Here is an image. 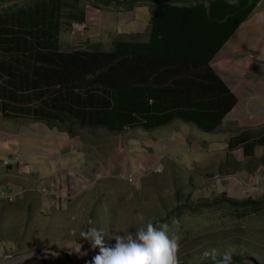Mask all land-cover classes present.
Segmentation results:
<instances>
[{
	"label": "rangeland",
	"instance_id": "374dc122",
	"mask_svg": "<svg viewBox=\"0 0 264 264\" xmlns=\"http://www.w3.org/2000/svg\"><path fill=\"white\" fill-rule=\"evenodd\" d=\"M101 1L111 3L104 10L100 0L96 1L103 10L101 30L77 35L69 28L61 38L62 52L92 51L95 47L108 52L119 36L127 39L140 35L139 40H148L151 10L137 4L130 10L125 4H117L129 0ZM257 13H264V1ZM220 77L227 86V82L236 84L240 79L232 75ZM236 113H230L220 129L210 135L182 121L151 133L82 130L81 172L85 179L78 199L73 201L74 208L62 215L52 211L51 206L50 210L44 209L40 201L53 200L43 193L47 189L52 194L58 187L56 178L48 183L51 175L68 172L70 177L71 169L56 162L50 173L48 167H39L34 155L22 149L28 146L47 152L44 138L28 139L24 135L30 126L35 127L34 122L0 119L4 138L0 147L10 149L0 153V174L4 173L1 178L11 180L18 189L7 183L1 187L3 192L20 193L16 204L0 202V264H24L29 259L51 264H92L99 249L83 240L81 231L96 227L105 233V244L114 245L113 237L135 232L148 221L168 224L169 236L179 238V264H213L210 257L203 256L212 249L217 250L218 258L231 252L244 264H264V147L256 148L253 158H245L242 148L230 151L227 145L238 132L264 125L259 126L254 118H237ZM61 129L72 136L70 125ZM9 140L14 146L6 145ZM228 159L233 164L240 163L239 171L232 173L225 168ZM20 166H29L30 173L20 174ZM127 174H132L135 184L128 183L124 178ZM59 180L64 182L62 177ZM253 200L259 203L257 208H233L227 204ZM77 212L84 214L81 219L85 222L79 224L78 220L79 225H72Z\"/></svg>",
	"mask_w": 264,
	"mask_h": 264
},
{
	"label": "trees",
	"instance_id": "16d2710c",
	"mask_svg": "<svg viewBox=\"0 0 264 264\" xmlns=\"http://www.w3.org/2000/svg\"><path fill=\"white\" fill-rule=\"evenodd\" d=\"M261 1L118 2L130 10L139 2L153 8L147 41L119 36L108 52L95 47L64 53L63 33L84 21L78 1L0 0V117L64 132L61 128L70 125L72 137L95 129L151 133L176 121L215 134L237 99L211 61ZM227 145L253 158L255 149L264 147V126L238 132ZM238 165L228 159L225 168L233 173ZM227 204L259 206L256 200ZM24 264L51 263L29 259ZM233 264L244 262L233 257Z\"/></svg>",
	"mask_w": 264,
	"mask_h": 264
},
{
	"label": "crops",
	"instance_id": "0c3cea01",
	"mask_svg": "<svg viewBox=\"0 0 264 264\" xmlns=\"http://www.w3.org/2000/svg\"><path fill=\"white\" fill-rule=\"evenodd\" d=\"M264 13H257L245 21L239 29L232 35L225 47L216 54L211 61L213 69L220 76H233L239 78V81L235 83H228V88L233 92L237 99V104L234 110L238 113L235 117L239 118L241 116L254 118L255 122L262 126L264 125ZM220 63L215 64V61ZM256 71L258 73H254ZM251 72L255 74H248ZM229 74V75H227ZM226 84V83H225ZM249 95V97H247ZM0 119H5L0 117ZM35 127L27 129L25 132V137L28 139H38L42 137L48 144L45 146L46 151L44 152L42 148L37 150H31L30 147H22L26 150L30 156L34 155L36 161L39 162V167L44 166L49 168L50 173L56 162L65 167L69 171L71 169L73 175L68 176L65 187L58 189L59 191V204L54 200L50 202L43 203V208L47 207L49 210L51 207L57 215H62L66 211L70 212L71 206H69V200L72 198H77L79 196V190L83 185L82 179H85V175L81 172V159L83 156V143L81 142V136L72 137L59 129H49L46 125L41 123H32ZM0 132V141L4 138ZM51 136L49 140L46 138ZM6 145L14 146L12 140H9ZM9 147H0V153L9 151ZM73 158V159H72ZM50 162V163H48ZM52 163V164H51ZM57 164V163H56ZM145 168H148L145 164ZM144 170V167H142ZM79 170L80 173H77ZM4 173L0 174V194L3 192L1 187L2 183L9 184V187H16L15 184L11 183V180L1 178ZM64 175V174H63ZM51 179L48 183H52L53 179L59 181L60 175H56L54 172L51 175ZM63 178V176H62ZM62 183V182H61ZM64 183V182H63ZM17 188V187H16ZM18 189V188H17ZM16 192V191H15ZM18 195L20 193L17 192ZM15 194V196H18ZM78 199V198H77ZM0 202L16 204V202L11 203L0 199ZM51 206V207H50ZM73 205L72 208H74ZM57 208V209H56ZM5 214V212H3ZM2 214V213H1ZM72 214V213H71ZM84 214L77 212L73 218L72 225H79L85 222V219H81ZM79 220V224L75 221ZM80 248V246H78ZM2 247L0 246V250ZM4 252V250H3Z\"/></svg>",
	"mask_w": 264,
	"mask_h": 264
},
{
	"label": "clouds",
	"instance_id": "9594fccd",
	"mask_svg": "<svg viewBox=\"0 0 264 264\" xmlns=\"http://www.w3.org/2000/svg\"><path fill=\"white\" fill-rule=\"evenodd\" d=\"M76 1H78L77 2L78 5H81L79 10L83 12L84 21L74 22L72 24L73 31H71V33L72 32H73L72 34L75 33L76 25H83V24L87 25L86 30L83 33L81 32L77 33V35H82L91 29L100 31L101 30V17H102L103 10L96 3L97 0H76ZM263 1L264 0H262L261 3ZM82 2L84 3V7L82 6ZM228 2L233 3L234 0H228ZM166 3L167 2H163V6ZM259 5L257 6V8L259 7ZM137 6L146 7L147 9L151 10L152 12L151 16L153 15V8L151 6H148L147 3L144 4V3L139 2ZM107 8L104 7V10H106ZM257 8L254 10L251 17L255 14ZM92 20H95V23L92 22ZM116 35L119 36L121 35V33H118ZM229 39L226 42H228ZM234 109L230 113H232ZM228 115L226 116V118L228 117ZM226 118L224 119V121L226 120ZM41 124H44V123H41ZM27 167L29 166H20L19 173L22 175H28L22 171V169L25 171ZM60 176L61 177L63 176L64 183H61L60 180L59 181L54 180V182L58 184V187L57 188L55 187V190L52 192V194H49V196H51L52 199L54 200V203H55V200L57 203L58 201H57V198H54L52 196L53 193L59 196L58 189H60L61 187H65V185H67L66 182L68 181L67 175L64 174ZM9 195L14 196L13 201L6 200V199H2V200L10 201L11 203H13L18 197V196H15V193H10ZM75 199L76 198L74 199L72 198L69 200V206L73 204V201ZM58 200H59V197H58ZM65 213H67V211ZM75 221L77 222L78 220H75ZM104 235L105 233L102 230L97 229L96 227H89L87 230L80 232V237L83 240L90 242L93 249H96V248L99 249L98 254L93 257L92 264H179V256H178L179 238L175 234H173L172 236H169V226L166 223L157 225L151 221H148L146 224H142L140 227H138L135 232H128L127 234L116 235L115 237H113L115 240L114 245H106L104 241ZM76 251L79 252L80 248H77ZM203 256L206 258L210 257L213 261V264H233V256L231 252H225L222 255H220L218 258L217 250L212 249L211 251H205L203 253Z\"/></svg>",
	"mask_w": 264,
	"mask_h": 264
},
{
	"label": "built area",
	"instance_id": "2783aa9c",
	"mask_svg": "<svg viewBox=\"0 0 264 264\" xmlns=\"http://www.w3.org/2000/svg\"><path fill=\"white\" fill-rule=\"evenodd\" d=\"M92 22H94L95 23V20H92ZM86 28H87V25L86 24H83V25H76L75 26V33L74 34H76V33H83L85 30H86ZM22 171L24 172V173H26V174H29L30 173V171H28V169L26 168V170L24 171L23 169H22ZM131 173V172H130ZM132 174H127V175H125L124 176V178L128 181V183H130V184H135V179L131 176ZM10 194V192L9 191H5V192H2L1 194H0V198L1 199H6V200H11V201H13L14 200V196H11V195H9ZM44 194H46V195H49V193H48V191L47 190H44ZM54 198H57V201H58V203H59V207L61 208V205H60V201L58 200V195L57 194H55V193H53V195H52ZM74 199V198H73ZM55 203H56V200H55Z\"/></svg>",
	"mask_w": 264,
	"mask_h": 264
}]
</instances>
